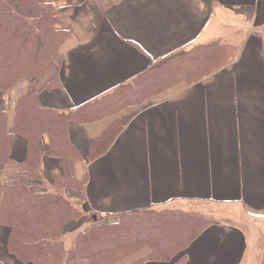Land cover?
Returning a JSON list of instances; mask_svg holds the SVG:
<instances>
[{"label": "crops", "instance_id": "obj_1", "mask_svg": "<svg viewBox=\"0 0 264 264\" xmlns=\"http://www.w3.org/2000/svg\"><path fill=\"white\" fill-rule=\"evenodd\" d=\"M45 2L54 7L52 26L69 35L39 78L20 80L2 93L10 129L18 103L31 88L43 105L74 110L172 53L213 42L234 48L224 66L198 82L179 84L98 121L70 122L80 156L73 176L87 175L88 182L82 191L67 192L86 218L69 225L67 237L86 230L87 217L108 221L135 210L178 208L199 212L213 223L170 261L142 264H260L256 233L264 231V0ZM114 121L123 130L103 155L89 159L91 144ZM41 146L49 147L47 136ZM11 153L15 161L25 160L24 137H14ZM1 168L0 181L15 170ZM63 171L62 158L45 156L44 183L35 188H51ZM209 204L227 209L226 218L201 208ZM9 234L0 225V261L25 264L9 253ZM150 253L144 248L114 264H135Z\"/></svg>", "mask_w": 264, "mask_h": 264}, {"label": "trees", "instance_id": "obj_2", "mask_svg": "<svg viewBox=\"0 0 264 264\" xmlns=\"http://www.w3.org/2000/svg\"><path fill=\"white\" fill-rule=\"evenodd\" d=\"M53 11L45 0H0V168L15 169L0 181V225L10 229L7 249L25 264H70L81 259L89 264H114L144 248L151 253L135 264L170 261L213 219L178 208L143 209L110 221L91 218L88 229L71 240L67 237L69 225L84 215L67 192L82 191L88 182L87 175L81 179L73 176L80 156L70 137V122L98 121L179 84L198 82L224 66L234 48L213 42L172 53L132 81L74 110L43 105L39 93L31 88L18 103L10 129L2 93L20 80L39 78L69 35L52 26ZM122 130L120 122L111 123L91 144L89 159L103 155ZM16 135L27 141L22 162L12 158ZM43 136L49 139L46 150L41 146ZM45 156L62 158L64 171L51 188L41 190L35 187L44 183Z\"/></svg>", "mask_w": 264, "mask_h": 264}, {"label": "rangeland", "instance_id": "obj_3", "mask_svg": "<svg viewBox=\"0 0 264 264\" xmlns=\"http://www.w3.org/2000/svg\"><path fill=\"white\" fill-rule=\"evenodd\" d=\"M201 208H207V209H210L211 211H214V215L215 216H222L223 218H226V216L224 215H227L224 211H226L227 209L225 208H218V207H215L213 204H209V205H205V206H202ZM224 209V211H223ZM234 217V216H232ZM238 218V217H237ZM86 218H84V215L79 219V222H84ZM87 220H88V223H87V228L88 229L92 224V219L87 217ZM103 221H107V220H104L102 218ZM110 221V220H108ZM248 223H251L250 220H248ZM83 231V230H82ZM256 241L259 245V260H260V264H263V260H264V231H260V229H258L257 233H256Z\"/></svg>", "mask_w": 264, "mask_h": 264}]
</instances>
